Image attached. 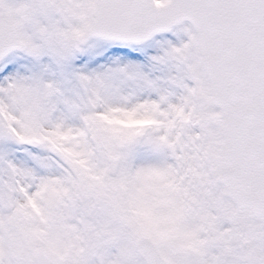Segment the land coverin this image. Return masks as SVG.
<instances>
[{"label":"snow or ice","instance_id":"snow-or-ice-1","mask_svg":"<svg viewBox=\"0 0 264 264\" xmlns=\"http://www.w3.org/2000/svg\"><path fill=\"white\" fill-rule=\"evenodd\" d=\"M96 4L94 30L72 46L58 34L66 21L75 22L71 13L81 0H0V69L16 58L10 57L14 52L36 69L9 71L0 79V142L42 153L26 166L0 152V264H63L36 251L20 231L25 219L40 224L28 200L46 182L68 189L50 204L45 203L48 191L36 200L41 215L48 213L46 239L58 233L69 239L84 236L86 258L80 264H163L147 242L135 254L125 252L131 237L112 193L115 181H132L150 171H166L181 186L198 191L197 206L208 213L209 232L216 238L191 264H264V0H172L163 11L152 0ZM185 19L192 26L184 29L187 43H169L163 55L153 57L179 65L169 80L186 91L175 100L155 81L125 67L77 72L81 92L72 100L44 79V56L62 65L90 37L141 42ZM139 84L155 91V98H141ZM194 86L198 99L191 95ZM111 111L147 116L151 123L126 128L97 115ZM53 131L72 134L63 148L87 157V171L44 138ZM140 144L165 149L171 159L133 165L131 155ZM106 165L99 180L91 178ZM235 231L245 242L242 250L232 247Z\"/></svg>","mask_w":264,"mask_h":264},{"label":"rangeland","instance_id":"rangeland-1","mask_svg":"<svg viewBox=\"0 0 264 264\" xmlns=\"http://www.w3.org/2000/svg\"><path fill=\"white\" fill-rule=\"evenodd\" d=\"M189 23H182L171 31L166 33H158L150 40L140 44H125L115 41H106L101 39H93L86 46H82V50L75 52L62 65H58L50 57L44 56L41 58L42 64L48 65V70L44 72V79L54 82L63 98L72 100L81 92L79 81L76 79V73L84 72H105L109 69L116 70L122 67L139 72L148 79L156 82L161 89H167L172 93L171 98L175 100L178 96L184 94L185 89L170 82L169 77L177 74L180 67L175 61H167L158 63L153 57L163 55L165 49L171 45L179 46L182 42L187 41L188 34L184 31L185 28L191 29ZM10 57H16L11 63L7 64L6 68L0 69V79L9 71L26 72L28 68L35 71L32 62L22 56H16V53L10 54ZM3 63V62H0ZM113 75L119 78L122 74L114 72ZM189 86L192 85L191 80L185 81ZM131 87V82H129ZM137 94L141 98H155L156 92L150 88L143 87L139 84L136 88ZM63 109L64 105H59ZM130 112L128 118H116L109 121L110 125H119L121 127L131 128L143 126L151 123L148 119L135 118ZM103 117L105 114H97ZM31 133V130L29 129ZM72 135L68 132L53 131L49 136L44 137L49 139L55 146L61 147L63 151L71 153V149L63 148V141L69 139ZM29 138L35 139V135H30ZM6 151L8 159L17 163H23L26 166H33V156L42 153L39 149L28 146H20L8 144L5 146L0 142V152ZM80 156L81 153H71ZM112 158L111 156L109 157ZM171 159L167 150H155L147 144L137 145L131 155V163L136 166L160 164ZM82 168L88 169L87 157L78 161ZM100 170V175H91L94 180H99L104 175L105 169ZM55 182H46L40 189V192L34 193L32 198H29L28 205L32 212L40 217V224L34 227L20 226V231L28 233L24 235L26 243L35 246L36 251H48L56 245L55 238L46 239L48 219L47 211L41 215V206L37 204V199H44L43 193L48 191V200L54 199L62 193L61 188L53 187ZM113 200L116 207L124 212V219L129 223L136 225L141 232L155 241L159 251L166 258L169 256L178 257L183 245L180 243V227L176 222L173 210L175 208V200L173 198V189L171 184H163L153 181L147 174L143 173L132 181L117 180L112 185ZM198 206H193L189 215L185 220H190L193 215L201 212ZM224 227H228L227 222H224ZM205 228H208L205 222ZM201 236L205 235L202 231ZM239 231H235L230 237L232 247L238 250L243 249L244 241L240 238ZM39 245V248H37Z\"/></svg>","mask_w":264,"mask_h":264},{"label":"clouds","instance_id":"clouds-1","mask_svg":"<svg viewBox=\"0 0 264 264\" xmlns=\"http://www.w3.org/2000/svg\"><path fill=\"white\" fill-rule=\"evenodd\" d=\"M171 2L172 0H152V6L157 11H163L170 6ZM71 15L74 17L75 22L73 23L71 20L66 21L65 27L59 30L58 35L66 45L75 46L78 43H82L96 26L97 17L99 15V8L96 4V0H81V7L77 11L71 13ZM183 43L186 44L187 41ZM198 63L199 61L194 62L192 65L193 70H195ZM191 95L195 99L199 98L200 93L198 90H195V86ZM129 114L130 112L125 113L111 111L105 114L103 117L99 115L98 116L108 123L109 121H112L116 118L126 119L128 118ZM132 115L135 118H138L134 114ZM139 118L149 120L147 116H141ZM64 143L65 141L62 142V144ZM66 153L79 167L82 168L78 161L84 157L81 155L76 156L71 154L75 153L72 149L71 153ZM106 171L107 168L105 169V172ZM145 174H147L155 182L171 184L173 189V198L175 200L173 215L180 227V243L183 245V247L181 248L180 255L178 257H167L168 264H177L178 260L184 261L185 264H191V262L195 260L201 253L202 249L209 242L216 238L210 234L209 228H205V222L208 221V213L206 210H202L201 212L193 215L190 220H185V217L189 215V212L193 206L199 205L198 191L191 190L188 185L181 186L179 181H175V177L166 171H150L146 172ZM61 190L62 193H66L68 191L67 188H61ZM45 203L50 204L51 201H45ZM119 214L123 225L131 237L129 243L124 246L125 252L127 254H135V252H137L145 242L156 247L155 241L146 238L136 225L129 223L124 219L123 211L119 210ZM21 226L34 227L35 225L30 224L25 219V222ZM202 231L205 233L203 236L200 234ZM24 235H28V233H24ZM54 238L56 240V245L54 248H50L45 252L47 258L53 261L63 262V264H80V262L86 258V247L83 244L84 236H80L78 238L73 237L69 239L64 234L58 233ZM37 248H39V245H37ZM160 259L164 260L165 257L160 256Z\"/></svg>","mask_w":264,"mask_h":264},{"label":"water","instance_id":"water-1","mask_svg":"<svg viewBox=\"0 0 264 264\" xmlns=\"http://www.w3.org/2000/svg\"><path fill=\"white\" fill-rule=\"evenodd\" d=\"M184 22H188V23H190V25H191V22H190L189 20L185 19V20L179 22L178 24H174V25H172L171 28L168 29V30H164V31L156 32V33L168 32V31H170L173 27H175V26H177V25H180V24H182V23H184ZM156 33H153V35L156 34ZM153 35H152V36H153ZM152 36H151V37H152ZM151 37H149L148 39H146V40H144V41H141V42H127V43H142V42H145V41L149 40ZM90 38H91V37H90ZM90 38H89V39H90ZM99 38H101V37H99ZM103 39H104V38H103ZM87 42H88V41H87ZM87 42H86V43H87ZM122 42H123V41H122ZM86 43H85V44H86ZM85 44H84V45H85ZM146 238H147V237H146ZM40 251H42V250H40ZM159 256H160V255H159ZM162 261H163V264H168L167 261H165V260H162Z\"/></svg>","mask_w":264,"mask_h":264},{"label":"flooded vegetation","instance_id":"flooded-vegetation-1","mask_svg":"<svg viewBox=\"0 0 264 264\" xmlns=\"http://www.w3.org/2000/svg\"><path fill=\"white\" fill-rule=\"evenodd\" d=\"M93 39H96V38H92V39H90V41H91V40H93ZM90 41H89V42H90ZM89 42H88V43H89ZM88 43H87V44H88ZM87 44H86V45H87ZM86 45H85V46H86ZM156 247H157V245H156ZM157 249H158V247H157ZM158 251H159V249H158ZM159 252H160V251H159ZM160 253H161V252H160ZM161 255L163 256V254H162V253H161ZM163 257H165V256H163ZM165 259L167 260V258H166V257H165Z\"/></svg>","mask_w":264,"mask_h":264}]
</instances>
